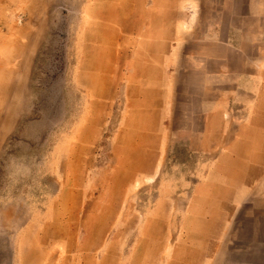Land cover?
Returning <instances> with one entry per match:
<instances>
[{"label": "rangeland", "instance_id": "1", "mask_svg": "<svg viewBox=\"0 0 264 264\" xmlns=\"http://www.w3.org/2000/svg\"><path fill=\"white\" fill-rule=\"evenodd\" d=\"M0 264H264V0H0Z\"/></svg>", "mask_w": 264, "mask_h": 264}]
</instances>
